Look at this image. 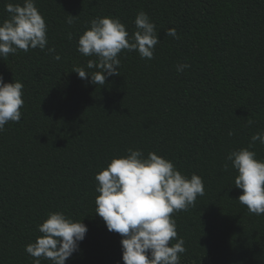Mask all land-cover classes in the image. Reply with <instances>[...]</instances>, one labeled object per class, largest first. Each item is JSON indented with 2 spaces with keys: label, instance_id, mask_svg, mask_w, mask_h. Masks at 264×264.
<instances>
[{
  "label": "trees",
  "instance_id": "obj_1",
  "mask_svg": "<svg viewBox=\"0 0 264 264\" xmlns=\"http://www.w3.org/2000/svg\"><path fill=\"white\" fill-rule=\"evenodd\" d=\"M8 3L23 0H0V22L8 18ZM35 4L47 25L45 50L0 58L3 81L24 85L20 121L0 131V264H33L25 246L53 212L87 227L65 264H123L122 237L94 212L95 175L130 148L145 158L154 152L188 178H202L204 195L172 214L177 238L185 242L180 264H264V214H251L238 202L235 170L230 163L223 167L228 153L250 144L264 160V145L251 141L264 132V0ZM140 11L156 26L153 58L122 50L120 75L102 86L79 78L77 67L89 75L98 71L87 68L95 56L77 51L89 22L118 18L131 36ZM169 28L179 39L166 35ZM180 63L190 67L178 73Z\"/></svg>",
  "mask_w": 264,
  "mask_h": 264
},
{
  "label": "clouds",
  "instance_id": "obj_2",
  "mask_svg": "<svg viewBox=\"0 0 264 264\" xmlns=\"http://www.w3.org/2000/svg\"><path fill=\"white\" fill-rule=\"evenodd\" d=\"M8 18L0 22V58L16 54L18 50H45L47 25L36 7L35 0H23V4L5 5ZM67 23H73L69 15ZM79 36L77 51L83 56H95L88 60V69H98L91 75L82 67L75 68L79 78H90L94 85H104L107 77L120 75L118 59L122 50L137 51L142 59H152L159 43L156 26L148 15L140 11L134 20L136 31L130 36L118 18L97 17ZM166 35L179 39L174 28ZM72 39V34H68ZM47 51L59 61L54 47ZM190 67L180 63L176 71ZM19 81L5 83L0 77V131L8 122H19L20 109L24 105ZM252 123L251 120L248 121ZM228 135H232L229 131ZM253 144L264 145V132L251 137ZM248 148L231 151L226 156L224 169L235 170L234 186L242 190L238 202L251 214H264V160L256 158V152ZM95 214L102 218L108 231L119 234L123 264H180L185 253L183 238H177L174 212L193 206L198 196L204 195L202 178L192 174L190 178L178 171L173 163L154 152L145 158L139 149H128V154L113 158L107 167L95 175ZM37 229L41 235L25 246L33 257V264L41 259L51 264H65L87 233L81 220L73 221L62 212L49 213ZM172 240H176L171 244Z\"/></svg>",
  "mask_w": 264,
  "mask_h": 264
}]
</instances>
